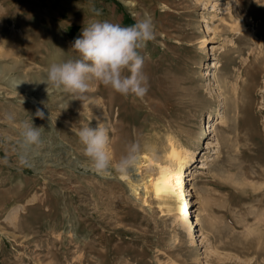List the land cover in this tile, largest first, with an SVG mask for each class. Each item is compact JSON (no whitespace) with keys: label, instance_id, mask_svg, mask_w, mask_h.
<instances>
[{"label":"rangeland","instance_id":"rangeland-1","mask_svg":"<svg viewBox=\"0 0 264 264\" xmlns=\"http://www.w3.org/2000/svg\"><path fill=\"white\" fill-rule=\"evenodd\" d=\"M145 14L155 39L141 50L142 98L41 83L52 62L78 58L90 20ZM24 122L43 141L27 165ZM99 124L113 161L140 145L128 174L90 170L77 132ZM172 145L194 155L197 242L147 193L148 158L166 162ZM0 264H264V0H0Z\"/></svg>","mask_w":264,"mask_h":264},{"label":"clouds","instance_id":"clouds-1","mask_svg":"<svg viewBox=\"0 0 264 264\" xmlns=\"http://www.w3.org/2000/svg\"><path fill=\"white\" fill-rule=\"evenodd\" d=\"M90 11L95 16L100 15L95 7H91ZM154 39V23L148 14L129 26L108 20H90L71 46L78 58L52 62L41 83L46 84L47 89L51 87L69 95L81 96L89 90L91 81H98L113 93L142 98L148 91V78L143 72L141 50ZM35 115L41 119L45 117L40 109ZM6 119L12 121L13 116L8 114ZM19 136V163L27 165L30 153L43 143L42 133L33 123L24 122ZM77 136L83 146L82 153L94 173L126 175L140 160L141 147L132 143L119 160L113 161L108 150V131L102 124L95 129L84 126ZM4 163H7L6 159Z\"/></svg>","mask_w":264,"mask_h":264},{"label":"bare ground","instance_id":"bare-ground-1","mask_svg":"<svg viewBox=\"0 0 264 264\" xmlns=\"http://www.w3.org/2000/svg\"><path fill=\"white\" fill-rule=\"evenodd\" d=\"M205 44L206 41H204V45ZM215 67L217 66L215 65ZM208 75H211L210 72L208 73ZM216 123V121L214 122V124L211 122V125L209 126L210 133L212 130L214 131V125ZM211 128L213 129L211 130ZM193 159V153L186 155V153H184L175 145H172V148L167 155L166 162L156 160L154 157L150 156L148 158V164L153 165V168L157 169V173L150 175V182L146 188L148 190L147 193L150 192L154 194L159 203L165 205L168 211L175 212L177 220L180 221V223H183L185 227H188V229L192 231L191 238L194 242H197L198 235L197 233H195V227L198 225V223H196V220L192 218L193 212L197 210H195L194 208L192 209L189 206V200H187V191L189 189L190 191H193L196 187L195 180L197 179L198 174L195 175V172L193 173V176L191 178L192 187L189 188L187 187L185 178V169L188 165H191V162L194 161ZM190 200L192 202L191 205L198 203L196 202V200H194V198H190Z\"/></svg>","mask_w":264,"mask_h":264}]
</instances>
